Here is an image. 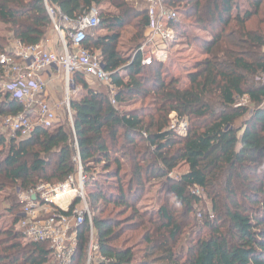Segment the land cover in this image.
<instances>
[{
	"label": "trees",
	"instance_id": "obj_1",
	"mask_svg": "<svg viewBox=\"0 0 264 264\" xmlns=\"http://www.w3.org/2000/svg\"><path fill=\"white\" fill-rule=\"evenodd\" d=\"M45 1L70 20L97 10L95 31L106 34L89 36L84 46L101 51L105 70L113 72L116 94L112 99L96 92L76 75L86 94L71 104L73 125L66 119L52 129L37 128L23 140L0 134V195L8 188L27 192L40 184L64 183L78 171L77 156L96 243L108 264H133L139 253L115 247L121 239L119 225L97 215L104 213L99 205L134 211L131 200L139 201L146 184L156 180L166 181L174 207L165 205L158 212L161 241L157 244L149 234L144 264H264V0H171L180 17L194 18L204 30L212 27V39L203 46L206 58L188 76L185 88L178 78L164 75L160 62L142 65L137 52L149 21L145 6L138 11L128 5L135 0H0V23L14 42L36 47L46 41L52 25ZM105 5L118 13L104 12ZM134 22L122 54V31ZM252 23L256 26L250 28ZM174 28L178 33L181 22ZM7 44L0 37V55ZM149 96L152 111L119 110ZM244 99L252 106L239 102ZM23 112L0 88V128L5 118ZM172 114L188 121L186 134L170 127ZM182 166L186 172L174 181L170 175ZM99 169L117 182L116 194L98 179ZM192 189L208 196L215 218L197 227V239L178 247L184 226L194 223L191 213L199 198ZM17 199H10L8 209L13 228L0 230V264H47L48 246L24 242L23 233L15 230L22 209ZM89 233L86 221L78 228L73 264H86Z\"/></svg>",
	"mask_w": 264,
	"mask_h": 264
},
{
	"label": "built area",
	"instance_id": "obj_2",
	"mask_svg": "<svg viewBox=\"0 0 264 264\" xmlns=\"http://www.w3.org/2000/svg\"><path fill=\"white\" fill-rule=\"evenodd\" d=\"M142 2L149 23L146 40L137 54L143 66H151L155 61H168L171 45L177 39L174 25L179 21L180 14L170 6L171 0ZM45 7L52 29L60 38L61 48L28 47L15 41L0 55V76H3L0 88L24 107L23 113L3 120L2 124L5 123L11 130V136L2 134L7 139L23 140L30 138L37 128H55L60 124L58 113L64 108L73 125L70 99L60 103L49 102L47 90L50 82L56 83L63 78L71 87L75 84L76 75L84 77L91 85L111 82L112 74L105 70L101 51H92L84 46L100 24L97 10H91L78 20H70L47 1ZM74 147L78 148L76 142ZM74 162L78 171L64 183L40 184L27 192H18L22 203V209L16 215L18 225L22 227L25 242L48 246V263L73 264L79 245L78 228L88 221L90 233L86 264H108L110 260L101 255L96 243V232L85 195L86 177L79 157L76 156ZM60 194L64 198L58 200Z\"/></svg>",
	"mask_w": 264,
	"mask_h": 264
},
{
	"label": "rangeland",
	"instance_id": "obj_3",
	"mask_svg": "<svg viewBox=\"0 0 264 264\" xmlns=\"http://www.w3.org/2000/svg\"><path fill=\"white\" fill-rule=\"evenodd\" d=\"M128 5L138 11H141L144 8V4L141 1L129 2ZM102 10L104 12H111L115 14L118 13L117 10L110 5H105ZM135 22L122 31V37L118 48L119 51L122 52V54L127 53V40H129L130 38V33L133 32V26L135 25ZM179 22H181V29L177 33V39L171 45V48L169 50V59L168 61L163 60L161 64L164 65L165 68V70H163L164 75L166 77L170 75L171 77L178 78L181 83L180 87L185 88L187 85H189L188 76L195 71L196 65L206 58L203 46L205 42L212 39V35L210 33L212 27L211 24H208L205 26L208 28L204 30V26H198V23L194 18H188L185 16H181ZM255 26V23L250 24V28H253ZM98 34L105 35L106 32L102 31L96 33V31H94L92 33V36ZM0 37L5 39L6 44L8 43L6 45L7 49L11 48L14 40L11 34L8 32V27L2 23H0ZM41 46L48 50L61 48L60 38L52 28H50V30L48 31L47 39ZM110 73L113 74V72ZM1 77L3 78V76H0V79ZM49 87H53L50 90L57 91V97L56 99H54V103H60L63 100L70 99L71 105L73 101L80 100L81 97L86 94V90L83 88V86L75 82L73 86L68 87L63 81V78H61L59 82L50 83ZM89 87L92 90L112 99L116 94V90L112 86V82L107 85L90 84ZM68 88L70 89V91L68 90ZM151 98L152 96L144 99H136L135 101L122 106L121 108H119V110L123 111L144 108L152 111L154 109ZM246 100L247 99L240 100L239 102L246 106H252ZM58 114L60 118V124L65 123L66 119H68V121L70 122V117L67 115L66 108L61 110ZM169 120L171 121L170 127L178 131L179 134L184 135L187 133V126L189 125L188 121H180L179 119H177L176 114H172ZM0 134L11 136V130L6 126L5 123H3L0 128ZM240 136L241 133L239 134V137ZM186 170L187 167L182 166L175 170L170 175V178H173L174 181H177L181 177V175L186 172ZM96 174L98 179L102 183L104 182L107 190L109 192H112L113 194H116L115 188L117 186V182L114 179L107 178L108 176L103 173L101 169H99ZM165 182V180H156L147 183L141 199L139 201L131 200V203L136 205L134 211L127 210L123 207L115 208L113 205H99L100 210H102V212L104 213L101 214L99 213V211H97V215L102 216L103 218H106L108 220H115L119 225V227L116 229V233L121 236V239L119 242L115 243V247L130 248L134 250V252L139 253L138 260L133 264H144V255L142 254H144L146 248H148V245H150V243L148 242L149 234H151L155 238L157 244H159L161 241L159 234L163 231L162 223L158 221V212L165 205L169 206L170 208H172V206L174 205V198L172 195H170L169 186L165 187ZM19 191L20 190L17 188H8L3 192V194L0 195V230L2 231L13 228V219L10 216L8 209H10V199L16 197V195L18 198L17 201L21 203L18 197ZM191 193L199 198V202L194 206V215L191 213V218L194 219V223L192 222V227L184 226V236L180 237L178 247L181 245L187 246V241L197 239V227L202 225V222H205L207 220L210 221L215 218L212 208V202L204 193V191L200 189H192ZM89 209L91 217H93V209L90 207V205ZM178 211L180 212V209H178ZM21 228L22 227L20 225L15 226V230L18 232H22ZM52 263L53 262L51 261L48 264Z\"/></svg>",
	"mask_w": 264,
	"mask_h": 264
},
{
	"label": "crops",
	"instance_id": "obj_4",
	"mask_svg": "<svg viewBox=\"0 0 264 264\" xmlns=\"http://www.w3.org/2000/svg\"><path fill=\"white\" fill-rule=\"evenodd\" d=\"M50 83H52V82H50ZM49 83V84H50ZM49 84H48V90H47V98H48V100H49V102H51V103H54V99H56V95H57V91H53V90H50V89H52L53 87H49Z\"/></svg>",
	"mask_w": 264,
	"mask_h": 264
},
{
	"label": "bare ground",
	"instance_id": "obj_5",
	"mask_svg": "<svg viewBox=\"0 0 264 264\" xmlns=\"http://www.w3.org/2000/svg\"><path fill=\"white\" fill-rule=\"evenodd\" d=\"M58 200H61L62 198H64V195H62V194H60L59 196H58Z\"/></svg>",
	"mask_w": 264,
	"mask_h": 264
}]
</instances>
